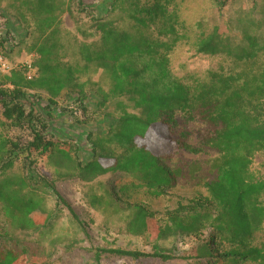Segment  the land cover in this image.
<instances>
[{
  "label": "trees",
  "instance_id": "16d2710c",
  "mask_svg": "<svg viewBox=\"0 0 264 264\" xmlns=\"http://www.w3.org/2000/svg\"><path fill=\"white\" fill-rule=\"evenodd\" d=\"M29 2L36 8L39 31L31 44L36 73L28 79L24 68H14L8 73L0 71L2 117L13 127L31 128L32 132L29 138L22 139L0 132V206L11 228L0 232V264H19L25 258L24 253L9 246L10 241L19 240L16 233L45 225H39L37 217L44 222L52 218V212L42 209L44 197L36 178L12 172L19 157L26 160L35 152L61 168L64 171L61 176L76 175L89 183L106 178L101 183L102 193L88 194V203L96 209L105 203L115 211L120 210L122 199L131 189L158 197L173 187L178 170L175 172L167 164L171 152L195 151L185 139L170 136L176 124V111L191 119L197 115L211 127L205 144L216 149L219 156L212 162L215 177L203 184L207 198L192 205L179 203L164 221L156 220L142 204H131L126 232L144 238L152 235V252L96 248L97 264L102 252L133 259L149 256L174 259L176 255L159 242L178 237H190L197 242L192 264H264V243L255 244V233L264 223V176L255 178L249 169L252 157L264 151V67L227 75L208 72L192 76V80L172 76L168 55L182 39L178 14L171 9L172 0H110L106 12L118 11L120 20L108 14L95 18L99 33L95 42H77L69 36L74 44L73 57L64 60L59 54L64 45L57 12L64 9L65 0ZM126 22L130 23L128 28L124 27ZM6 44V36L0 33L3 56ZM195 47L202 54L230 51L217 31L198 36ZM91 63L104 65L112 87L107 92L100 90L99 101L89 111L86 104L89 95L80 80ZM33 90L46 93V112L66 93L74 95L76 111L85 120L100 112L108 118L103 133H88L87 153L82 155L76 145L48 133V126L40 123L44 111L34 114L31 108H26L25 98ZM117 97L132 102L140 114L125 108L108 113L107 102ZM73 110V120L83 124V118L74 115ZM37 122L41 126L35 129ZM155 129L165 131L164 139L170 143L167 151L154 152L144 141ZM123 179L126 180L121 183ZM49 187L54 189L52 183ZM55 196L56 206H66L75 217L70 204L58 192ZM205 202L210 209L204 207ZM204 231L211 233L207 245L201 236ZM205 246L209 248L207 252Z\"/></svg>",
  "mask_w": 264,
  "mask_h": 264
},
{
  "label": "rangeland",
  "instance_id": "374dc122",
  "mask_svg": "<svg viewBox=\"0 0 264 264\" xmlns=\"http://www.w3.org/2000/svg\"><path fill=\"white\" fill-rule=\"evenodd\" d=\"M109 3L110 0H65L64 9L57 12L64 45L59 54L63 55L64 60L73 57L71 52L74 44L69 36H73L77 42L86 43L95 42L99 38L94 19L107 16ZM35 9L28 0H0V33L5 35L7 40L4 58L11 67L33 63L35 60V54L31 50V44L39 34ZM171 9L178 14V32L182 36L168 55V68L172 76L192 80V76L195 78L208 72L227 75L247 72L249 69L256 71L264 67V0H172ZM108 16L120 20L118 11ZM129 25V22L124 23L125 28ZM215 31L221 35L230 51L217 54L198 53L195 47L197 37ZM238 54L241 58L236 57ZM80 82L89 95V100L86 101L89 111L95 108L99 101L100 90L107 92L112 87L104 65L99 63L89 64L88 71L81 77ZM24 102L26 108H31L34 114L44 111L45 117L42 115L40 123L48 126V133L76 145L82 155L90 149L88 133H103L109 123L108 118L101 112L85 120L81 112L76 111L74 95L66 93L56 99V104L50 106L49 112H46L47 95L41 90L29 91ZM106 108L110 114L119 112L120 108L140 114V110L133 108V103L125 97L111 98ZM72 110L74 115L83 118V124H76L71 116ZM175 120L176 124L170 131L171 138L185 139L195 151L174 149L171 152L167 164L175 172L178 170L174 186L168 187L158 197L143 190L131 189L122 199V209L116 211L105 203L97 209L88 203V194L102 193L101 183H104L106 178H101L99 183H89L76 175L61 176L64 173L61 168L53 166L48 158L35 152L29 158L26 157V160L22 156L19 157L12 167V172L36 178L44 197L42 209L52 212V218L48 222L37 217L39 225H45L23 234L16 233L19 240L10 241L9 246L12 245L20 254L24 253L25 258L19 264H97L94 257L96 248H122L151 253L152 235L144 238L126 232L125 223L132 212L131 204H142L156 220L164 221L179 203L192 205L196 200L205 201L208 193L203 184L211 181L216 175L212 162L219 156V152L205 144L211 127L199 120L197 115L191 119L180 111H176ZM39 126L41 125L37 122L33 128L38 129ZM0 132L10 138L20 136L21 139L29 138L32 133L31 128L13 127L2 117L1 110ZM164 132L158 129L149 132L144 141H147L152 151L160 153L169 149L170 143L168 139H164ZM112 147L119 148L114 145ZM249 169L255 178L264 176V151L257 152L252 157ZM125 180H121V183ZM49 183L53 184L54 189L49 187ZM55 192L70 204L75 217L66 206H56ZM204 207L210 209L206 202ZM4 230L11 228L0 206V232ZM201 236L204 238L203 244L210 243L211 233L204 231ZM255 238V244L264 243V223L255 233ZM159 244L172 251L176 257L170 260L152 256L133 259L102 252L100 264L193 263L197 246L195 239L170 238ZM22 249L24 252H21ZM205 250L207 252L209 248L205 246Z\"/></svg>",
  "mask_w": 264,
  "mask_h": 264
},
{
  "label": "built area",
  "instance_id": "2783aa9c",
  "mask_svg": "<svg viewBox=\"0 0 264 264\" xmlns=\"http://www.w3.org/2000/svg\"><path fill=\"white\" fill-rule=\"evenodd\" d=\"M14 68H24L25 69V74H26V77L28 79L32 78L35 73H36V69L35 67L33 66L32 63H26V64H16L15 66L11 67L6 59L4 58L3 55L0 54V71L2 73H8L10 72L12 69Z\"/></svg>",
  "mask_w": 264,
  "mask_h": 264
}]
</instances>
